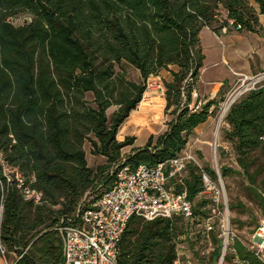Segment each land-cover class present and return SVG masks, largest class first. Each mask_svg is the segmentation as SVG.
<instances>
[{
  "label": "trees",
  "instance_id": "16d2710c",
  "mask_svg": "<svg viewBox=\"0 0 264 264\" xmlns=\"http://www.w3.org/2000/svg\"><path fill=\"white\" fill-rule=\"evenodd\" d=\"M251 2L264 15V0H0V245L5 255L21 256L12 264H60L57 227L86 193L108 191L124 167H156L184 150L218 105L194 96L204 59L199 32L220 33L228 26L218 23L220 16L233 20L228 29L260 32ZM20 14L31 18L20 26L8 21ZM126 67L139 82L127 79ZM162 71L170 77L162 81L166 129L122 156L133 138L120 142L117 131L141 102L147 79ZM224 121L223 137L264 203L255 185L261 177L264 187V88L237 99ZM85 143L104 164L87 165ZM201 170L216 179L212 169L190 163L181 184L171 183L204 215ZM229 173L220 169L222 179ZM25 190L39 193V203L26 199ZM180 222L131 218L119 263L172 264ZM233 248L258 264L240 243ZM218 257L219 246L211 262Z\"/></svg>",
  "mask_w": 264,
  "mask_h": 264
},
{
  "label": "built area",
  "instance_id": "2783aa9c",
  "mask_svg": "<svg viewBox=\"0 0 264 264\" xmlns=\"http://www.w3.org/2000/svg\"><path fill=\"white\" fill-rule=\"evenodd\" d=\"M224 20L228 26L221 28L223 33L234 24L233 20H226L225 16L217 19L219 24ZM233 30H239V26ZM233 75V89L225 99L222 112L229 110L240 97L264 88V71L253 75L234 72ZM190 161H193L190 156L180 153L156 167L139 165L132 171L124 167L116 172L112 187L98 199L88 200L90 194L86 193L74 214L61 220L57 227L61 239L60 264H120L119 242L133 217L144 221L179 218L185 230L184 235L191 242H204L208 251L214 253L219 246L218 264L224 263V256L229 251L233 255L232 264H249L229 247L234 235L230 230L228 207L214 180L206 172L201 170L203 191L200 197L206 201L201 208L204 215L195 213L194 203L187 199L185 192L175 191L171 181L181 184ZM16 179L20 182L18 176ZM24 195L35 204L40 201L39 193L25 190ZM184 235L177 237L176 255L172 264L196 263L195 259L187 255V249L179 245V240ZM248 250L258 264H264V221L250 235ZM23 253L24 251L21 254ZM0 256L4 264H9L1 245ZM20 257L15 256V260Z\"/></svg>",
  "mask_w": 264,
  "mask_h": 264
},
{
  "label": "rangeland",
  "instance_id": "374dc122",
  "mask_svg": "<svg viewBox=\"0 0 264 264\" xmlns=\"http://www.w3.org/2000/svg\"><path fill=\"white\" fill-rule=\"evenodd\" d=\"M30 18L31 17L28 14H20L15 19H13L14 21H12L11 24H13L14 26H20L27 23ZM126 77L131 81H140L138 72L131 67H126ZM169 79V75L163 71L156 77H149L146 81V90L144 94L152 90L150 92L152 96L158 98V96L163 94L164 98L165 90L162 81ZM232 89L233 88H230L228 90L221 89L218 95H216L212 99H208L207 96H200L197 92L196 87V92L194 93V95H197L203 102L208 100H215L218 102V105L215 109L214 114L209 118L210 120L206 130L199 135H194L193 131V133L188 136L186 146L181 153L186 154L187 156H190L192 158L193 161H190V163L195 164L202 169L208 167L212 169L216 173V175L218 174L217 176H219V179L218 177H216L214 182L222 200L226 202L228 207L230 230L234 235L233 243H240L246 249V252H249V237L252 234L254 228L261 221H264V203H260L253 196L249 181L238 167L235 161L234 152L232 151L230 144L225 141L223 137L224 130L228 128L227 124L224 121L228 110L225 113H223L222 111L225 104V99L227 95L231 93ZM87 100H92L90 94L87 95ZM147 101H149V99ZM147 101H144V103H146ZM114 109L115 108H111L107 112V115L109 116ZM135 111H138L137 106L135 108ZM222 114H224V116L221 118ZM169 118L170 117L163 112L161 116L155 118V124H159L161 128L163 125L164 128H162V130L165 131L166 123ZM164 131H161L158 135H160ZM157 136H155L154 138H156ZM198 141H206L207 143H205L204 145H202L203 147H201ZM84 147L86 151H88V143H85ZM122 156L125 155L122 154ZM89 163L92 166H97L95 165V162H92L91 160ZM222 167L227 168L232 172L229 173L228 176L224 179L220 177V169ZM235 172L239 173L237 174ZM260 180L261 177H258L255 181V185L258 186L257 191L262 194V199H264V187L260 186ZM102 193L103 189L99 188L96 190V192L88 195L87 199L96 200L101 196ZM199 200L200 199H195L194 202L196 203ZM229 205H232L234 208L229 209ZM180 224H182V222H180ZM182 234H185L184 229H182ZM182 237L183 239L179 240V245L187 249V255L195 259V264H218L217 259L211 262V256L214 254V251H208V246L206 243L200 241L191 242L186 235ZM233 243H231L229 246L231 250H234ZM213 246H215V243H213ZM15 256H17L15 253H8L7 255H5L6 260L9 264H12ZM232 256L233 255L231 251L226 252L223 264H232ZM0 264H4L1 256Z\"/></svg>",
  "mask_w": 264,
  "mask_h": 264
},
{
  "label": "crops",
  "instance_id": "0c3cea01",
  "mask_svg": "<svg viewBox=\"0 0 264 264\" xmlns=\"http://www.w3.org/2000/svg\"><path fill=\"white\" fill-rule=\"evenodd\" d=\"M251 5L258 14V26L260 32L235 31L228 29L226 32L214 33L208 27H203L199 32V39L203 52V64L200 69L197 92L200 96L212 99L221 89H230L234 83L233 73L253 75L264 71V15L259 14L256 4ZM152 96V95H150ZM165 101L163 94L158 98L152 96L146 103L138 106V111H131L128 118L119 127L116 138L123 141L125 138H133L131 146L122 150L127 155L132 149L143 147L150 137L157 136L164 128L155 124V118L164 112ZM161 114V115H160ZM209 120L194 130V135H199L206 130ZM207 136V135H206ZM203 147L206 141H198ZM205 147V146H204ZM86 161L89 167L90 160L95 165H102L105 159L93 157L86 151Z\"/></svg>",
  "mask_w": 264,
  "mask_h": 264
},
{
  "label": "bare ground",
  "instance_id": "6f19581e",
  "mask_svg": "<svg viewBox=\"0 0 264 264\" xmlns=\"http://www.w3.org/2000/svg\"><path fill=\"white\" fill-rule=\"evenodd\" d=\"M152 90H150V92H151ZM150 92H148V93H145L144 95H143V98L141 99V102L140 103H142V102H144V101H147L148 99L150 100L151 99V94H150ZM139 103V104H140ZM139 106V105H138ZM137 106V107H138ZM223 113H225V112H223ZM224 116V114H222L221 115V118Z\"/></svg>",
  "mask_w": 264,
  "mask_h": 264
}]
</instances>
